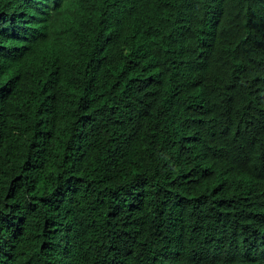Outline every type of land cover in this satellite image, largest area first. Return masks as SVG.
Here are the masks:
<instances>
[{"label": "trees", "instance_id": "obj_1", "mask_svg": "<svg viewBox=\"0 0 264 264\" xmlns=\"http://www.w3.org/2000/svg\"><path fill=\"white\" fill-rule=\"evenodd\" d=\"M0 264H264V0H0Z\"/></svg>", "mask_w": 264, "mask_h": 264}]
</instances>
